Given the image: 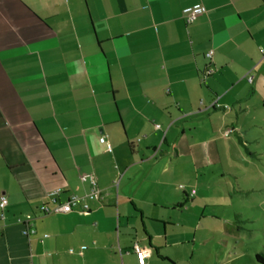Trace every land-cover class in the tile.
Returning <instances> with one entry per match:
<instances>
[{
  "label": "crops",
  "instance_id": "obj_1",
  "mask_svg": "<svg viewBox=\"0 0 264 264\" xmlns=\"http://www.w3.org/2000/svg\"><path fill=\"white\" fill-rule=\"evenodd\" d=\"M261 84L264 0H0V264H217L198 190Z\"/></svg>",
  "mask_w": 264,
  "mask_h": 264
},
{
  "label": "rangeland",
  "instance_id": "obj_2",
  "mask_svg": "<svg viewBox=\"0 0 264 264\" xmlns=\"http://www.w3.org/2000/svg\"><path fill=\"white\" fill-rule=\"evenodd\" d=\"M249 76L254 78L255 71L245 74L248 81ZM263 98L264 86L257 85L251 106ZM260 104L242 116L240 136L247 141L248 151L242 150L244 155L240 157L237 147L231 149L232 163L214 166L231 174L223 175L221 171L215 181L212 178L206 187L198 190L197 199L201 200L205 214L215 216L203 221L212 230L208 235L220 256L217 264H264L256 259V254L264 257V107ZM253 122L260 125H250ZM201 202L194 205L198 207ZM224 215L228 218L227 225L222 219Z\"/></svg>",
  "mask_w": 264,
  "mask_h": 264
},
{
  "label": "built area",
  "instance_id": "obj_3",
  "mask_svg": "<svg viewBox=\"0 0 264 264\" xmlns=\"http://www.w3.org/2000/svg\"><path fill=\"white\" fill-rule=\"evenodd\" d=\"M205 11V7L201 4H196L191 7L188 15H187V22H192L196 16L202 12ZM208 56H211V52L208 53ZM253 77L249 76V81L252 82ZM159 126V125H157ZM101 142L106 143L107 150H111V145L108 143L106 140V137H101ZM93 183V188L92 190L84 195V196H79L76 194H72L69 196V198L65 202H59L53 209L48 208L46 205H44L41 210L45 213L48 212H71L73 210L79 211L80 213L85 212L88 209L87 201L88 199H95L98 197V190L96 189V184L95 181ZM192 193H195V190H192ZM54 202H56V199H53ZM8 204V199L7 196L3 193H0V209L3 210L6 205ZM3 213H0V216H2ZM21 220V219H19ZM36 232V229L29 224L27 225V228L25 229L24 233L28 235H32ZM47 236V235H45ZM134 251L137 257V260L140 264L145 263V258L147 256V252L144 249H141L138 245H134Z\"/></svg>",
  "mask_w": 264,
  "mask_h": 264
},
{
  "label": "trees",
  "instance_id": "obj_4",
  "mask_svg": "<svg viewBox=\"0 0 264 264\" xmlns=\"http://www.w3.org/2000/svg\"><path fill=\"white\" fill-rule=\"evenodd\" d=\"M256 259H257L258 261H261L262 263H264V257H263L262 255H260V254H256Z\"/></svg>",
  "mask_w": 264,
  "mask_h": 264
}]
</instances>
